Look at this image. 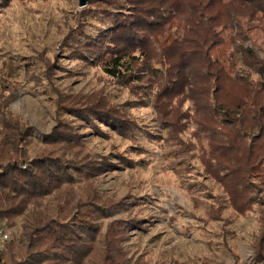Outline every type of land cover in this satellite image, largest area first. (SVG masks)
Segmentation results:
<instances>
[{
    "label": "rangeland",
    "instance_id": "374dc122",
    "mask_svg": "<svg viewBox=\"0 0 264 264\" xmlns=\"http://www.w3.org/2000/svg\"><path fill=\"white\" fill-rule=\"evenodd\" d=\"M108 1L0 0V159L28 154L26 168L65 152L74 178L43 196L42 209L78 204L100 209L98 218L105 212L93 257L112 230L121 264H256L264 133L253 111L240 124L236 112L227 120L216 108L217 101L236 106L241 84L228 81L216 93L200 65L193 86L185 85L158 44L149 67L141 59L136 74L109 75L105 51L91 57L76 44L99 25L107 29ZM228 9L234 27L215 26L223 43L210 54L227 65L232 55L231 66L242 67L235 49L243 43L264 61V12L240 11L236 2ZM64 131L73 141L55 139ZM20 220L0 221L8 234L0 250Z\"/></svg>",
    "mask_w": 264,
    "mask_h": 264
},
{
    "label": "trees",
    "instance_id": "16d2710c",
    "mask_svg": "<svg viewBox=\"0 0 264 264\" xmlns=\"http://www.w3.org/2000/svg\"><path fill=\"white\" fill-rule=\"evenodd\" d=\"M233 2L240 11L249 7L253 14L264 12V0H109L101 10L110 23L107 29L99 25L96 36L80 40L78 37L76 44L91 57L105 51L101 55L105 71L117 78L136 74L135 64L141 59L144 63L152 59V50L158 44L160 55L169 60L170 66H177L176 72L185 79V85L195 80L197 75L192 69L200 65L199 71L214 78L216 93L228 81L240 83L237 105L217 101L218 114L231 120L236 112L235 119L243 124L244 112L253 111L264 133V61L243 43L235 49L242 67L231 66L232 55L227 65L210 54L223 43L215 38V26L222 20L224 26L234 22L235 12L228 9ZM224 8L228 11L222 14ZM196 54L202 57L195 60ZM13 136L17 137L16 142L21 139V133ZM55 136L59 142L75 138L68 131ZM15 154L12 151L7 161L0 159V221L14 226L18 218L21 220L18 231L0 250V264H7L6 260L10 264H121L113 244L115 239L109 237L112 230L100 242L99 257L92 256L97 246L93 241L100 234V219L106 217L105 212L98 218L100 209L84 210L78 204L66 211L63 205L53 212L42 209L43 196L71 184L74 178L73 165L62 158L65 152L42 155L26 168L28 154H23V159ZM255 263L264 264V233L257 245Z\"/></svg>",
    "mask_w": 264,
    "mask_h": 264
},
{
    "label": "built area",
    "instance_id": "2783aa9c",
    "mask_svg": "<svg viewBox=\"0 0 264 264\" xmlns=\"http://www.w3.org/2000/svg\"><path fill=\"white\" fill-rule=\"evenodd\" d=\"M0 237L4 239L8 238V234L5 232L3 227H0Z\"/></svg>",
    "mask_w": 264,
    "mask_h": 264
}]
</instances>
